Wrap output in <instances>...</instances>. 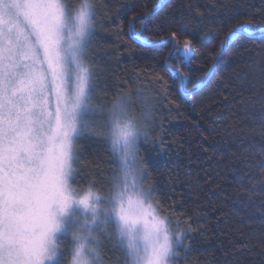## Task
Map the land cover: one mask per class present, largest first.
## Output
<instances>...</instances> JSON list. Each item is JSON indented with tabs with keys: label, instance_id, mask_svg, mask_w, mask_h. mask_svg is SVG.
<instances>
[{
	"label": "trees",
	"instance_id": "16d2710c",
	"mask_svg": "<svg viewBox=\"0 0 264 264\" xmlns=\"http://www.w3.org/2000/svg\"><path fill=\"white\" fill-rule=\"evenodd\" d=\"M93 3L85 58L102 111L77 139L76 184L106 190L119 165L111 106L124 97L138 115L145 104V181L163 213L188 230L189 263L264 264V0ZM239 23L248 31L225 44ZM185 39L190 61L176 54Z\"/></svg>",
	"mask_w": 264,
	"mask_h": 264
},
{
	"label": "snow or ice",
	"instance_id": "6c2138e0",
	"mask_svg": "<svg viewBox=\"0 0 264 264\" xmlns=\"http://www.w3.org/2000/svg\"><path fill=\"white\" fill-rule=\"evenodd\" d=\"M95 15L93 0H0V264H62L68 236L69 264H105L101 235L111 238L110 225L126 264H173L184 243L143 187L136 153L148 133L127 98L108 114L121 167L112 192L73 187L74 142L102 111L85 60ZM247 31L237 24L224 43ZM192 50L185 39L176 54L190 61Z\"/></svg>",
	"mask_w": 264,
	"mask_h": 264
},
{
	"label": "rangeland",
	"instance_id": "374dc122",
	"mask_svg": "<svg viewBox=\"0 0 264 264\" xmlns=\"http://www.w3.org/2000/svg\"><path fill=\"white\" fill-rule=\"evenodd\" d=\"M95 21L93 22V29H92V35L89 38V42L87 44V47L85 48V56L87 53V49H88V45L90 43V40L92 38V36L94 35L95 32ZM86 60V58H85ZM87 62V60H86ZM130 104V112L134 114L133 111V104L131 102H129ZM97 115V114H96ZM96 115L92 118V120L95 119ZM137 117L138 120H140L141 124L144 126L145 130L148 133L147 138H141L138 141V150H137V167L142 168L143 171V176L141 178L142 180V184L143 187L145 189L150 190V187L148 186V184L145 181V173H144V167H143V163L141 162L140 159V155H139V150L142 144L146 143V141L149 138V129H150V125H149V110L147 105L143 104L142 106V110L141 112L138 113V115H135ZM78 139V138H77ZM77 139L74 142V150L77 154ZM108 139L110 141V128L108 129ZM119 162V160H118ZM78 158L76 159V161L74 162V175H73V187L75 189H77L78 191H83L88 189L89 187L85 188V189H81L80 186H78L76 184V181L78 180V172H79V168H78ZM120 172H121V167L120 164L118 165V168L116 170V173L113 176L112 182L107 186L106 190H98L95 189L97 192L100 193V195L102 197H107L113 190V185L114 182L119 178L120 176ZM153 199V197H152ZM164 215H166L167 217H169L167 214L164 213ZM170 220V227L172 228L173 232L179 230L180 232H182L184 234V243L180 246L177 247L176 251L178 253V255L174 258L173 264H190L188 261V255H187V251H188V230L186 229V227L184 225H182L180 222L172 220L169 217ZM109 231L111 232V238H105V236L101 235V241H102V245H103V254H104V259H105V264H126V260H125V252L122 250L121 246L119 245V243L116 240L115 237V232H114V228L113 226H109ZM72 247V238L71 236H68L67 238H63L61 244H60V250L61 253L63 254V260L65 264H69V260H70V248ZM67 263H66V262Z\"/></svg>",
	"mask_w": 264,
	"mask_h": 264
}]
</instances>
